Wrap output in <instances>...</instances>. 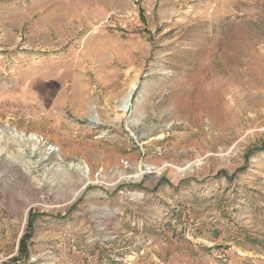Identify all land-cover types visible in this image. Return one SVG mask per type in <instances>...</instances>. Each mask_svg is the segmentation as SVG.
<instances>
[{
    "label": "rangeland",
    "instance_id": "rangeland-1",
    "mask_svg": "<svg viewBox=\"0 0 264 264\" xmlns=\"http://www.w3.org/2000/svg\"><path fill=\"white\" fill-rule=\"evenodd\" d=\"M0 260L264 264V0H0Z\"/></svg>",
    "mask_w": 264,
    "mask_h": 264
},
{
    "label": "bare ground",
    "instance_id": "bare-ground-1",
    "mask_svg": "<svg viewBox=\"0 0 264 264\" xmlns=\"http://www.w3.org/2000/svg\"><path fill=\"white\" fill-rule=\"evenodd\" d=\"M237 78H238V76H237ZM216 84H217V93H218V96L217 97L220 99V81L218 80V82H216ZM134 87H135V85L133 84L131 86L129 92L127 93L125 99L121 102V105H120L121 106V109L120 110H125L126 109L127 102L129 101L130 95L132 93L131 91L133 90ZM28 139L29 140L35 139L32 142V146H33L32 148H34L35 147V144L38 142L37 136L35 134H30V136L28 137ZM51 149H52V147L46 148L45 149V154L46 155L49 154V152L51 151ZM53 152H54V149H53ZM15 159H16L17 162H19L22 165H26L27 164L26 161L24 159H22L21 157H19V156L15 157ZM76 167L80 171V173L82 174V176L85 178V183H89V182H91L93 180L91 178V176H90L89 166L86 163L78 162V163H76ZM161 170H162L161 167H156V166H152V165L146 164L145 167L142 168L141 167V164H138L137 165V169L135 171H132V173H133V176L134 177H140L143 173H152V174L156 173V174H158ZM118 177H120V178H126L125 172H120L118 174ZM96 179L99 180L100 179V176L97 175L96 176ZM76 193L77 192H75L74 195Z\"/></svg>",
    "mask_w": 264,
    "mask_h": 264
},
{
    "label": "built area",
    "instance_id": "built-area-1",
    "mask_svg": "<svg viewBox=\"0 0 264 264\" xmlns=\"http://www.w3.org/2000/svg\"><path fill=\"white\" fill-rule=\"evenodd\" d=\"M137 17L138 12L135 7H132L123 11L108 13L105 18V22H107L111 27L118 28L120 30H126L137 21ZM30 260L33 261L34 258H30Z\"/></svg>",
    "mask_w": 264,
    "mask_h": 264
}]
</instances>
